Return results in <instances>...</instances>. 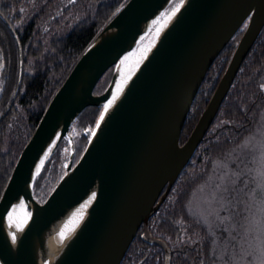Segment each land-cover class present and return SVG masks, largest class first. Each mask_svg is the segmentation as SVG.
Returning a JSON list of instances; mask_svg holds the SVG:
<instances>
[{"label": "water", "instance_id": "1", "mask_svg": "<svg viewBox=\"0 0 264 264\" xmlns=\"http://www.w3.org/2000/svg\"><path fill=\"white\" fill-rule=\"evenodd\" d=\"M177 5L179 10L104 113L118 61L136 47L150 20ZM242 27L213 94L182 142L204 79ZM263 28L264 0H128L77 60L17 158L0 197V264L46 260L50 254L46 242L54 227L93 192L95 200L51 264H121L139 231L141 240L162 250L163 264H170V249L151 235L149 222L203 141ZM146 40H154V30L140 43ZM19 65L17 88L0 120L20 88V50ZM108 72L106 86L96 94ZM91 107L100 112L73 164L70 130ZM63 139L69 144L65 172L45 201L38 203L34 182ZM21 201L29 217L12 242L6 217Z\"/></svg>", "mask_w": 264, "mask_h": 264}, {"label": "trees", "instance_id": "2", "mask_svg": "<svg viewBox=\"0 0 264 264\" xmlns=\"http://www.w3.org/2000/svg\"><path fill=\"white\" fill-rule=\"evenodd\" d=\"M127 1L75 0L68 3L66 0H0V63L3 64L0 68V116L7 110L17 88L19 50L22 53L20 88L9 111L0 120V197L21 150L52 97L95 36ZM74 6L79 9V17L75 20L71 14ZM243 31L244 27L220 53L204 79L187 117L182 142L187 139L206 107L236 47L238 41L235 39L239 35L241 37ZM109 78L110 72L100 82L107 83ZM262 86L264 28L244 60L203 141L149 222L151 235L168 245L170 264H215V248H219L221 245L218 244L224 240H229L225 222L221 223L216 217L208 226L191 213L192 197L195 192L202 191L212 192L210 194L214 196L215 190L214 203H219L214 212L216 216L230 213L227 211L234 204L237 206L242 185L238 177L234 178L232 174L238 172L239 168H230L228 176L223 177L221 174L225 173V167L222 165L218 168V164L231 161L226 159L227 156L238 150L261 125L264 118ZM99 112V108H88L73 124L81 131V150L75 147L70 130L76 161L86 147ZM64 147L68 149L69 156V144L63 139L36 178L33 197L39 189H43L47 197L53 190L50 179ZM42 184L45 187L40 188ZM224 188H227V192ZM210 194H206V197ZM163 263L162 250L145 243L138 234L121 264Z\"/></svg>", "mask_w": 264, "mask_h": 264}, {"label": "rangeland", "instance_id": "3", "mask_svg": "<svg viewBox=\"0 0 264 264\" xmlns=\"http://www.w3.org/2000/svg\"><path fill=\"white\" fill-rule=\"evenodd\" d=\"M66 2L70 3V0H66ZM77 5L76 3L75 6ZM74 7L71 9V14L75 20L79 17V9L77 7L74 9ZM239 37L240 35L235 39L236 42ZM105 86L106 82H100L95 93L99 94ZM71 132L74 136L75 147L78 146L81 150V131L74 125ZM227 157V160H232L228 163L218 164V168L222 165L225 167V173L221 174L223 177L228 176L227 171L230 168L237 170L239 168L238 172L232 174L234 178L238 177L242 185L237 206L234 204L230 210L226 208L227 212L230 211V213L216 216L214 212L219 203H214L215 190L214 196H211L210 193L212 192L202 191L195 192L193 195L190 211L201 221L204 220L208 226L212 225L216 217L221 220V223L227 224L229 240H224L218 244V246L221 245L219 248H215L217 251L215 264H264V228H262L264 226V212L261 211L264 209V118L255 134L251 135L238 150H234ZM76 162V159L73 158V164ZM67 163L68 149L64 147L57 160L55 173L50 179L51 189L58 183L59 177L64 174ZM43 187H45L44 184L40 188ZM206 194L210 195L206 197ZM34 198L38 203H43L47 195L43 189H39ZM215 247H217V243H215Z\"/></svg>", "mask_w": 264, "mask_h": 264}, {"label": "bare ground", "instance_id": "4", "mask_svg": "<svg viewBox=\"0 0 264 264\" xmlns=\"http://www.w3.org/2000/svg\"><path fill=\"white\" fill-rule=\"evenodd\" d=\"M173 10L167 12V8L163 10L159 15L150 20L144 27V32L140 36L136 47L124 54L116 65V80L114 82V87L110 98L104 104V113L109 110L114 102L123 92L126 87L129 79L136 72L137 67L143 61L147 53L153 47L156 42L157 37L162 33V31L167 27L171 19L174 17ZM154 30V40H146L142 42L150 33ZM107 105V110L105 106ZM43 161V160H42ZM42 161L38 163L37 171L42 165ZM91 197V196H90ZM89 197V198H90ZM88 198V199H89ZM87 199V200H88ZM87 200L83 201L79 206L72 210L66 217L65 220L61 221L54 227L50 237L48 238L46 245L49 255L46 260H40L39 264H51L58 257L60 250L62 249L64 243L73 236L74 232L77 230V226L80 224L83 218H80V213L78 212ZM90 205V204H89ZM88 205V207H89ZM87 207V208H88ZM86 209L83 210V217L85 215ZM29 213L26 211V205L23 201L18 204H15L11 207L7 217H6V231L10 237V240L13 242L12 236L15 237L19 234V231L24 226L25 222L28 220ZM64 233V239L61 242L59 238V233Z\"/></svg>", "mask_w": 264, "mask_h": 264}, {"label": "snow or ice", "instance_id": "5", "mask_svg": "<svg viewBox=\"0 0 264 264\" xmlns=\"http://www.w3.org/2000/svg\"><path fill=\"white\" fill-rule=\"evenodd\" d=\"M70 2L74 3L75 0H70ZM178 10H179V5L176 6V8L173 10L172 14H174L175 11H178ZM2 67H3V64L0 63V68H2ZM262 88H264V86H262ZM105 110H107V105L105 106ZM101 119H103V117H101ZM97 126H99V125H97ZM224 191L227 192V188H224ZM95 198H96V193L93 192L91 197L83 205H81V209L78 210V212L80 213V218H83V210L86 209L88 207V205L91 204L93 200H95ZM261 211L264 212V209H261ZM262 228H264V226H262ZM58 235H59V238L62 242L64 239V233L60 232ZM12 239H13V241H15L16 237L13 235Z\"/></svg>", "mask_w": 264, "mask_h": 264}, {"label": "flooded vegetation", "instance_id": "6", "mask_svg": "<svg viewBox=\"0 0 264 264\" xmlns=\"http://www.w3.org/2000/svg\"><path fill=\"white\" fill-rule=\"evenodd\" d=\"M138 234H141V232L139 231V233H138ZM138 234H137V235H138ZM136 237H137V236H136ZM135 239H136V238H135ZM170 252H171V251H170Z\"/></svg>", "mask_w": 264, "mask_h": 264}]
</instances>
